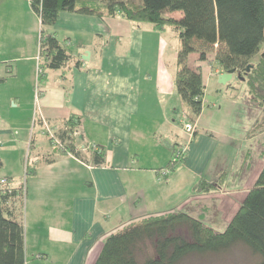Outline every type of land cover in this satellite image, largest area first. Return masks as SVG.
Wrapping results in <instances>:
<instances>
[{"label":"crops","instance_id":"1","mask_svg":"<svg viewBox=\"0 0 264 264\" xmlns=\"http://www.w3.org/2000/svg\"><path fill=\"white\" fill-rule=\"evenodd\" d=\"M144 27L120 17L62 12L47 30L69 45L73 58L39 78V18L28 0H0V177L13 189L23 184L19 172L8 165L17 156L7 154L33 146L32 137L28 140L13 129L11 115L25 106H30L32 122L40 131L43 125L37 120L58 129L71 116L79 118L77 147L97 146L105 159L103 166L96 167L90 151H79L76 157L59 154L54 146L36 154L31 182L26 179V187L23 184L21 215L14 214L24 227L26 260L40 250L37 258L50 264H94L109 234L131 221L168 212L189 214L211 228L226 227L262 168L261 162L242 190L217 185L210 192H195L199 180L213 182L224 172L221 163L216 172L205 173L221 142L199 128L204 101L200 115L190 121L195 134H184L185 144L178 142L176 117L181 112L188 118L176 106L177 66L165 64L162 51L152 61L144 58V36L156 32L152 26ZM214 71L211 76L216 79L223 73ZM174 146L183 148L186 176L161 170ZM140 159L150 165L134 166ZM30 193L34 196L28 199ZM45 195L53 200L50 215L37 204L36 197ZM137 196L136 202H145L146 207L131 215V202Z\"/></svg>","mask_w":264,"mask_h":264},{"label":"trees","instance_id":"2","mask_svg":"<svg viewBox=\"0 0 264 264\" xmlns=\"http://www.w3.org/2000/svg\"><path fill=\"white\" fill-rule=\"evenodd\" d=\"M28 1L40 21L39 78L46 70L60 69L73 58L69 45L60 43L47 30L56 24L62 12L120 17L135 25L150 23L156 31L171 27L177 33L179 48L174 84L189 121H195L202 111L205 93L202 62L221 72L235 70L236 77L246 82L249 94L261 106L264 116V52L251 62L264 44V0ZM175 12L180 13L179 18L172 16ZM193 54L197 55L194 60L197 65L191 66L189 57ZM248 65L252 67L246 72ZM78 66L77 62L75 67ZM79 126L80 119L75 116L61 123L56 133L59 154L79 157L81 150L74 136ZM86 150L91 152L94 166L104 165L101 148L94 146ZM183 161V149L174 146L171 159L161 170L172 172ZM224 175L220 172L214 183L201 180L195 185V192H210L223 182ZM3 179L6 182L2 184ZM23 189V184L17 189L11 188L8 180L0 177V264H26L24 227L14 215L15 212L21 215ZM146 241L153 244L155 257L140 261L138 252ZM236 245L257 256V264H264V164L223 232L179 211L152 215L131 221L109 234L94 264H177L191 254L221 253Z\"/></svg>","mask_w":264,"mask_h":264},{"label":"rangeland","instance_id":"3","mask_svg":"<svg viewBox=\"0 0 264 264\" xmlns=\"http://www.w3.org/2000/svg\"><path fill=\"white\" fill-rule=\"evenodd\" d=\"M172 16L174 18H179L180 13L175 12ZM141 26H145V30L151 28L150 23H142ZM145 33L150 32L145 31ZM144 39L143 53L146 60L152 61L156 58V55L158 53L160 54V51H162L161 53H165V56H162L165 64L167 63L172 67L176 64V52L179 48V40L177 33L171 27H166L162 31H156L154 35L145 34ZM161 41L164 46H162ZM263 52L264 44L261 45L258 54L251 59V62H255L258 59V56ZM196 57L197 55L194 54L189 57V63L191 66L197 65V63H194ZM200 65L205 83V93L203 96L204 115L201 118L199 128L204 129V132L206 131L210 135L211 133L212 135L214 134L216 142H221L217 151L213 155V159L210 160L205 173L206 175H211V173L217 171L216 167L218 164L222 163L220 167H224V176L226 177L227 175V178H224L223 182H219L217 185H223L222 187L224 189L242 190L249 177L261 167V162L264 164V116L262 108L249 94L245 81L234 78L227 84H219L217 79L214 76H211V74H215V68H211L210 65L205 62L200 63ZM36 83L39 84V81H36ZM26 98L27 102L30 103L28 94H26ZM13 106L14 105H12V107ZM176 106H178L179 111H183V113L186 111L185 106H183L178 96ZM31 113L30 106H25L21 112L14 113L11 117L14 125L13 129H16L20 136L24 134L28 140L32 137L34 140L32 148L29 151L26 148L20 154L15 152H13V154H7L9 157L11 155L12 157L17 156V159L14 160V162L11 160V163L8 165L11 166L12 170L19 172L20 179L22 183L25 184V187L26 179L30 178L33 158L37 153L50 150L53 146L50 143V140L52 139L47 135L45 129L43 128V131H40L37 125L33 124ZM0 120L3 119L0 117ZM175 121L174 126L177 130L178 142L185 144L187 140V132L184 131V124H193L189 119L183 118L181 112L178 117H176ZM56 133L57 129L54 130V137H56ZM184 134H186V136ZM78 140L79 139L77 138V144H79ZM246 140H249V142H246ZM26 143L28 144V142ZM173 143L174 142H171V145H173ZM59 148L60 147H57V149ZM78 149L81 150L79 147ZM18 158L20 159L19 162ZM170 159L171 157L166 160L162 159L163 162L160 165L162 167L165 166ZM141 165L150 164L149 162H141V159L138 164H134L136 167ZM183 166H185L184 161L177 164V167L171 173L174 172L177 177L186 176L184 174L187 173H185ZM133 176H135L136 180V176L138 175L135 174ZM216 180L217 177L213 182L208 183H214ZM200 181L201 180H199V182ZM28 182H31V179H28ZM199 182H197V184ZM139 188H141L140 185ZM139 190L141 191V189ZM30 194L31 195L28 199H31L30 197L34 196L32 193ZM54 197V194H52L50 198ZM138 197L139 196L132 199L134 201L131 202V205L133 206L130 208L131 215L140 213L141 208L146 207L145 202H136L138 201ZM50 198H47V195L39 196V198L38 196L36 197V199H38L37 204H39L41 208L43 206L45 215H50L53 211V208L50 207L53 204V200H49ZM135 203H137L136 207L134 206ZM45 215H42L41 218ZM44 219L45 218L41 220L44 221ZM213 229L217 232H223L226 227L215 226ZM35 241L36 240H34L33 243H35ZM34 245L39 246L41 244L38 243ZM37 253L39 254L41 251H34L32 256L26 260V264H50L45 259L37 258ZM138 255L140 261L147 257H155L153 244L150 241H146L144 245H142L141 251L138 252ZM257 262V256L252 254L244 246L236 245L235 247L221 253L191 254L183 258L177 264H257Z\"/></svg>","mask_w":264,"mask_h":264},{"label":"built area","instance_id":"4","mask_svg":"<svg viewBox=\"0 0 264 264\" xmlns=\"http://www.w3.org/2000/svg\"><path fill=\"white\" fill-rule=\"evenodd\" d=\"M40 72H41V71H40V68H39L38 57H37V74L39 75ZM42 125H43L42 127L45 129L47 135H49L50 139H52V140H51L52 145H53L55 148L60 147L59 141L56 139V137L53 136V134H54V130H55V129L50 128V127L47 126L46 124H42ZM184 131L187 132L188 134H192L193 131H194V127H193V125H191V124H184ZM90 147H94V146L91 145V144H87V143H85V144H83L82 146H80L79 148H80L81 150H86L87 148H90ZM164 174H166V173H164ZM1 183H2V184L5 183V180H4V179L1 180Z\"/></svg>","mask_w":264,"mask_h":264},{"label":"water","instance_id":"5","mask_svg":"<svg viewBox=\"0 0 264 264\" xmlns=\"http://www.w3.org/2000/svg\"><path fill=\"white\" fill-rule=\"evenodd\" d=\"M85 55L89 56V52H86ZM82 58L84 59V56H82ZM251 67L252 65H248L246 67V72H248ZM234 74H235V70H229V71L223 72L217 76V81L219 84H223V85L227 84L232 79Z\"/></svg>","mask_w":264,"mask_h":264}]
</instances>
